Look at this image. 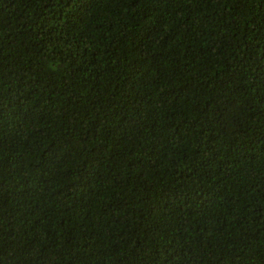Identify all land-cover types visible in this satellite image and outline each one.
Wrapping results in <instances>:
<instances>
[{
  "label": "trees",
  "instance_id": "trees-1",
  "mask_svg": "<svg viewBox=\"0 0 264 264\" xmlns=\"http://www.w3.org/2000/svg\"><path fill=\"white\" fill-rule=\"evenodd\" d=\"M0 264H264V0H0Z\"/></svg>",
  "mask_w": 264,
  "mask_h": 264
}]
</instances>
